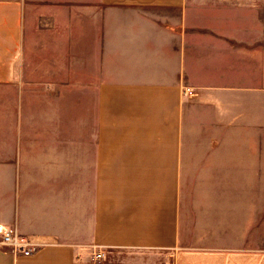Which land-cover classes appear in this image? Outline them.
Here are the masks:
<instances>
[{
    "label": "crops",
    "instance_id": "0c3cea01",
    "mask_svg": "<svg viewBox=\"0 0 264 264\" xmlns=\"http://www.w3.org/2000/svg\"><path fill=\"white\" fill-rule=\"evenodd\" d=\"M0 225L40 246L0 264H264V0H0Z\"/></svg>",
    "mask_w": 264,
    "mask_h": 264
},
{
    "label": "built area",
    "instance_id": "2783aa9c",
    "mask_svg": "<svg viewBox=\"0 0 264 264\" xmlns=\"http://www.w3.org/2000/svg\"><path fill=\"white\" fill-rule=\"evenodd\" d=\"M0 246L8 249L16 258L32 257L40 249L39 244L33 238L23 235L16 227L6 225H0ZM93 257L100 262L105 259V254L95 252Z\"/></svg>",
    "mask_w": 264,
    "mask_h": 264
},
{
    "label": "rangeland",
    "instance_id": "374dc122",
    "mask_svg": "<svg viewBox=\"0 0 264 264\" xmlns=\"http://www.w3.org/2000/svg\"><path fill=\"white\" fill-rule=\"evenodd\" d=\"M202 153L200 157L204 158L205 153L202 151L201 148H198ZM196 160V161H191L188 162L191 172L193 171V175L197 176L199 173H203V175H209L207 172H202L201 170L204 171H211L210 168H214L216 173H213L211 171L210 175H223L224 177H229L230 179L235 178L237 176V152H236V145L235 144H230L229 147H225V151L223 153L218 154V164H205V160L203 159L202 161ZM191 164V165H190ZM198 170L200 172L198 173ZM230 189L236 190V184H231Z\"/></svg>",
    "mask_w": 264,
    "mask_h": 264
}]
</instances>
